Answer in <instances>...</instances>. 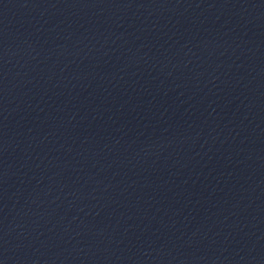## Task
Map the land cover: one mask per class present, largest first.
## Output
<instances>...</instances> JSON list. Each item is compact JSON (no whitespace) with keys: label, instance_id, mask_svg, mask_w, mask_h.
Segmentation results:
<instances>
[{"label":"water","instance_id":"1","mask_svg":"<svg viewBox=\"0 0 264 264\" xmlns=\"http://www.w3.org/2000/svg\"><path fill=\"white\" fill-rule=\"evenodd\" d=\"M3 264H264V0H0Z\"/></svg>","mask_w":264,"mask_h":264},{"label":"snow or ice","instance_id":"2","mask_svg":"<svg viewBox=\"0 0 264 264\" xmlns=\"http://www.w3.org/2000/svg\"><path fill=\"white\" fill-rule=\"evenodd\" d=\"M0 264H3V262H2V261H0Z\"/></svg>","mask_w":264,"mask_h":264}]
</instances>
